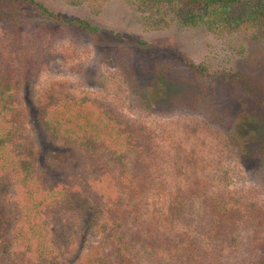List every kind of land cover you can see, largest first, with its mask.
Segmentation results:
<instances>
[{"label": "trees", "instance_id": "obj_1", "mask_svg": "<svg viewBox=\"0 0 264 264\" xmlns=\"http://www.w3.org/2000/svg\"><path fill=\"white\" fill-rule=\"evenodd\" d=\"M146 1L172 7L182 26L201 23L214 34L243 38L255 49L245 51L247 60L258 52V66L264 64L259 53L264 49V0ZM4 3L14 8L30 4L44 20L98 32L90 22L58 16L35 0H0ZM250 61L240 58L239 68L230 66L220 79L245 82L239 99L247 97L264 109V77L248 78L242 70L256 65ZM188 67L200 75L206 71L191 62ZM155 73L163 82L161 70ZM20 90L19 71L0 55V215L10 234L0 246V264H66L88 229L98 240L75 264H264V203L259 198L184 183L175 187L165 208L148 211L144 200L160 165L154 139L146 126L109 105L70 98L45 109L41 122L49 139L78 157L54 159L47 173L40 172L24 135ZM241 111L244 121L258 126L257 109L245 102ZM226 118L228 130L217 136L228 155L255 175L261 192L264 130L246 132L243 120Z\"/></svg>", "mask_w": 264, "mask_h": 264}, {"label": "rangeland", "instance_id": "obj_2", "mask_svg": "<svg viewBox=\"0 0 264 264\" xmlns=\"http://www.w3.org/2000/svg\"><path fill=\"white\" fill-rule=\"evenodd\" d=\"M35 1L58 16L82 19L98 29L96 34L83 33L44 20L30 4L0 5V55L19 71L20 118L40 172L47 173L54 159L78 157L49 139L42 112L64 99L82 98L109 105L149 129L160 156L151 192L144 200L149 212L165 208L175 187L193 182L212 192L259 198L264 203V190L258 191L255 175L228 155L217 136L228 130L227 115L243 120L245 102L257 109L258 126L244 120L240 126L246 132L256 128L258 134L264 130V109L247 97L239 99L245 82L220 79L230 66L239 68L240 58L256 64L242 69L246 77H264L258 52L248 60L244 54L254 52L253 46L235 34H214L201 23L182 26L172 7L146 0ZM263 52L259 51L262 58ZM189 62L197 69L203 65L205 74L190 69ZM156 69L161 70L163 82ZM249 143L254 148L257 141L252 136ZM190 163L193 166H186ZM9 235L0 215V246ZM97 240L88 229L75 242L66 264H75Z\"/></svg>", "mask_w": 264, "mask_h": 264}]
</instances>
